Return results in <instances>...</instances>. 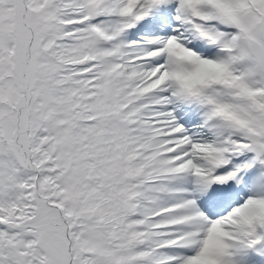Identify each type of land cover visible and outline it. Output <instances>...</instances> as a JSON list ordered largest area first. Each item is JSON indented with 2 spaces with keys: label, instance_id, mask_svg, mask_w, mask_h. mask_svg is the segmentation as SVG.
Wrapping results in <instances>:
<instances>
[{
  "label": "snow or ice",
  "instance_id": "obj_1",
  "mask_svg": "<svg viewBox=\"0 0 264 264\" xmlns=\"http://www.w3.org/2000/svg\"><path fill=\"white\" fill-rule=\"evenodd\" d=\"M0 264H264V0H0Z\"/></svg>",
  "mask_w": 264,
  "mask_h": 264
}]
</instances>
